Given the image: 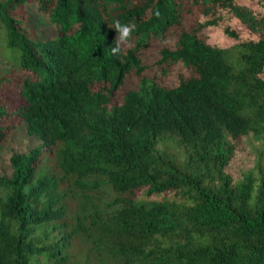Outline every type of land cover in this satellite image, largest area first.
<instances>
[{
	"label": "trees",
	"instance_id": "obj_1",
	"mask_svg": "<svg viewBox=\"0 0 264 264\" xmlns=\"http://www.w3.org/2000/svg\"><path fill=\"white\" fill-rule=\"evenodd\" d=\"M30 1L0 0V147L40 140L0 173V264H264V0H33L41 40Z\"/></svg>",
	"mask_w": 264,
	"mask_h": 264
},
{
	"label": "rangeland",
	"instance_id": "obj_2",
	"mask_svg": "<svg viewBox=\"0 0 264 264\" xmlns=\"http://www.w3.org/2000/svg\"><path fill=\"white\" fill-rule=\"evenodd\" d=\"M18 12H23L25 15V20L19 29L25 31L30 39L41 40L45 37H51L57 34L51 22L50 14L44 13L38 9L35 1L31 0L30 2H25ZM8 52V44H6L5 38L3 39L2 33L0 34V73L2 74L7 69L4 74H8V76L16 75L17 72L15 70H10L13 63L5 58ZM150 74H153V72ZM11 98H14L15 101L17 100L16 95L7 92L2 96L1 101L7 102ZM13 104L14 103H8L9 106ZM39 142L40 140L37 137H31L27 133L23 122L16 121L14 128L8 133L5 141L0 147V173L5 176L10 175L12 166L9 157L13 152H27L31 148H34L35 145L39 144ZM248 160L249 158L246 151L242 150L241 155L233 161L231 167L233 170L239 171L241 168L246 167ZM3 193L4 191H2V194Z\"/></svg>",
	"mask_w": 264,
	"mask_h": 264
},
{
	"label": "clouds",
	"instance_id": "obj_3",
	"mask_svg": "<svg viewBox=\"0 0 264 264\" xmlns=\"http://www.w3.org/2000/svg\"><path fill=\"white\" fill-rule=\"evenodd\" d=\"M135 25H129V24H125L122 25L119 22H116L114 29L117 33V36L115 38V47H112L111 51L112 54L115 55H119L122 52V48L123 46L129 42V40L131 39V34L132 31L134 30Z\"/></svg>",
	"mask_w": 264,
	"mask_h": 264
}]
</instances>
